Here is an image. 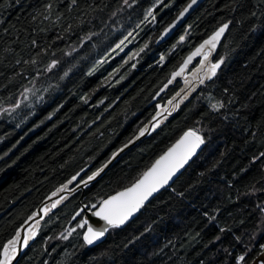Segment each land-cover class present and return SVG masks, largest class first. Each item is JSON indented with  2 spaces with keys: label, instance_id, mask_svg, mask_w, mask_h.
Segmentation results:
<instances>
[{
  "label": "trees",
  "instance_id": "obj_1",
  "mask_svg": "<svg viewBox=\"0 0 264 264\" xmlns=\"http://www.w3.org/2000/svg\"><path fill=\"white\" fill-rule=\"evenodd\" d=\"M189 1L0 0V259L74 176L15 264H253L264 251V0H207L156 46ZM225 23L216 75L77 187L152 128L183 88L173 74ZM188 130L201 154L128 226L86 245L76 212L131 186Z\"/></svg>",
  "mask_w": 264,
  "mask_h": 264
},
{
  "label": "snow or ice",
  "instance_id": "obj_2",
  "mask_svg": "<svg viewBox=\"0 0 264 264\" xmlns=\"http://www.w3.org/2000/svg\"><path fill=\"white\" fill-rule=\"evenodd\" d=\"M127 2V0H125ZM162 2V0H161ZM72 4H76V0H71ZM197 3V0H191V3L187 5L186 8L180 13V17H183L184 14L192 8L194 4ZM52 5L48 4L47 8L51 9ZM151 15V12H149ZM47 18V17H45ZM171 27H175L173 24ZM228 23H225L221 26L209 39L205 40L194 53L192 56H196L201 54V52L207 47L208 52L204 53V59L208 60V56L211 53V50L216 48L217 43L219 42L220 38L223 36L224 32L228 29ZM170 30V29H168ZM166 30V33L167 31ZM163 38V37H162ZM35 43V42H34ZM147 47V45H145ZM144 49H140L143 51ZM192 56H189L188 60L192 59ZM161 60L164 59L163 56L160 58ZM35 63V61H33ZM224 63L223 59H219L217 62L209 61L208 64V71L205 73V76L208 79H211L216 75L217 70L221 67ZM180 73H174L173 75H179ZM203 79H201L200 83H203ZM171 103V102H169ZM176 106H173V110ZM212 109L215 111H219L220 109L224 108L225 105L222 102H217L211 105ZM164 111H169L168 109H164ZM162 114V113H161ZM169 114L171 112L169 111ZM166 119V117H165ZM160 121L153 124L152 128L149 129L147 126L140 129L139 135L136 136L135 139H140V137L144 136L145 133L151 134L155 128L159 127ZM134 143V141H129V144ZM204 143V139L202 136L198 135L196 131L189 130L184 133L181 139L174 145L172 148L168 150L163 156L160 157L152 167L146 171L143 176L137 180L131 187L125 189L122 192L117 193L115 196L110 197L109 199L103 200L100 204L99 209L93 213L94 216L99 217L100 220L103 221V224L99 227H92L88 225V221L84 220L83 223L77 225V227L83 228L85 225H88L87 231L83 236L84 242L86 245H92L97 241L101 240L105 234L111 228H119L123 224L127 222V220L134 215L136 212L140 211V209L144 206L145 202L153 196L154 193L158 192L161 188L165 187L168 182L172 179L176 173L183 168V166L188 162V160L195 154L196 149L200 146V144ZM129 144H125L122 148H120L117 152H114L112 155V159L108 161L102 168L93 172L91 175L87 177V180H81L85 186L88 185L89 181L94 180L97 176H99L105 168L108 167V164L115 159L120 152H123L125 148H128ZM264 156V153L261 154ZM76 180V177H72L71 180L68 181V184H72L73 181ZM68 184L63 185L58 192H63L65 189L68 188ZM79 187V184H77ZM75 191V188L71 189ZM56 195V193H53ZM66 199V197H61L60 200L55 201L50 206L41 209V211L46 215L51 209L56 208L57 204L61 202V200ZM91 207L95 208L96 205H92ZM88 206L85 205L84 208H81L78 212H76L73 219L75 220L77 216H80L82 212L87 209ZM261 211L264 212V207L261 208ZM39 221H37V224ZM67 235L61 233V238L67 239L76 228L67 229ZM35 233L32 229H29V234L26 236L22 241L20 239V233L17 232L16 238L13 240L8 241V244L3 248V259H0V264H10L11 260L14 259L17 255L18 249L17 245L20 244L22 247L28 246V241L34 237ZM264 248V245H261ZM246 255V254H245ZM245 255H241L238 260L242 262L245 260ZM264 255V253H262ZM264 264V261L261 262Z\"/></svg>",
  "mask_w": 264,
  "mask_h": 264
},
{
  "label": "water",
  "instance_id": "obj_3",
  "mask_svg": "<svg viewBox=\"0 0 264 264\" xmlns=\"http://www.w3.org/2000/svg\"><path fill=\"white\" fill-rule=\"evenodd\" d=\"M205 1H207V0H197V3L196 4H194L193 6H192V8H190L185 14H184V16L183 17H180V13L184 10H182L180 13H179V15L163 30V32L160 34V36L158 37V39H157V41H156V46H161V45H163V44H165L177 31H179L187 22H188V20H189V18H190V16L193 14V12H195ZM189 3H191V0L189 1ZM188 3V4H189ZM187 4V5H188ZM187 5L184 7V8H186L187 7ZM173 24H175V27H171ZM168 29H170V30H168ZM166 30H168L167 31V33H166ZM163 37V38H162ZM149 129H150V127H149ZM189 131V130H188ZM194 131V130H193ZM187 132V131H186ZM147 135V133H145V135L144 136H142V137H140V139H136L135 141H134V143H131V144H129V146H128V148H125L124 149V151L123 152H120V154L115 158V159H113L112 160V162L110 163V164H108V167L107 168H105L104 169V171L102 172V173H104L115 161H117L124 153H126L129 149H131L132 147H134L139 141H141L145 136ZM184 135V134H183ZM182 135V136H183ZM198 135H200L199 133H198ZM181 136V137H182ZM201 136V135H200ZM181 137L176 141V142H174L173 143V145L170 147V148H172L174 145H176L177 144V142L181 139ZM170 148H168L161 156H163L165 153H167L168 152V150L170 149ZM204 148H205V142L204 143H202V144H200V146L196 149V151H195V154L188 160V162L183 166V168H181L177 173H176V175L175 176H173L172 177V179L168 182V184L165 186V187H163V188H161L158 192H156V193H154L153 194V196H151L146 202H145V204L144 205H146V204H148L153 198H155L158 194H160L162 191H164L165 189H167V188H169V187H171L172 185H173V183L176 181V179L179 177V176H181V174L187 169V167L193 162V160L195 159V158H197L200 154H201V152L204 150ZM160 156V157H161ZM160 157L158 158V159H160ZM157 159V160H158ZM156 160V161H157ZM155 161V162H156ZM154 162V163H155ZM153 163V164H154ZM152 164V165H153ZM152 165L146 170V171H148L151 167H152ZM145 171V172H146ZM144 172V173H145ZM101 173V174H102ZM143 173V174H144ZM100 174V175H101ZM99 175V176H100ZM99 176H97V177H99ZM143 176V175H142ZM141 176V177H142ZM140 177V178H141ZM139 178V179H140ZM138 179V180H139ZM93 181V180H92ZM92 181H89L88 182V184L89 183H91ZM134 184V183H133ZM132 184V185H133ZM131 185V186H132ZM131 186H129V187H131ZM79 187H85V185L84 184H81ZM129 187H127V188H129ZM127 188H125V189H127ZM125 189H123V190H120V191H118V192H116L115 194H113V195H111V196H109L108 198H106V199H109L110 197H112V196H115L117 193H119V192H122V191H124ZM74 191H72V190H65V191H63V192H60L59 194H57L56 196H54V197H52V198H50V199H48L40 208H39V216L38 217H36V218H33L32 220H30L23 228H22V230H21V241L25 238V236H26V229L32 224V223H34L38 218H41V216H42V214H43V212L41 211V209H42V207L43 206H45L46 204H48V203H51L52 201H54V200H56V199H59L60 197H62L64 194H71V193H73ZM105 199V200H106ZM101 204V203H100ZM100 204L95 208V209H93V210H88V209H85V218H86V220L88 221V225H91L92 227H94V228H96V227H99V226H101L102 224H103V221L102 220H100V218L99 217H96V216H94L93 215V213L94 212H96L98 209H99V207H100ZM141 210H142V208L140 209V211H138V212H136L134 215H132L128 220H127V222L125 223V224H123L122 226H120V228H124V227H126V226H128L133 220H135L139 215H140V213H141ZM88 225H87V227H88ZM86 231H87V229H86ZM108 233V232H107ZM107 233L105 234V236L101 239V240H99V241H97L96 243H94V244H92V245H95V244H98V243H100V242H102L105 238H106V236H107ZM22 250H23V247L19 244V250H18V253H17V255H16V257L12 260V262H11V264H15V262L19 259V257H20V255H21V253H22ZM262 253H264V251L262 252ZM262 253H261V255L255 260V262L253 263V264H261V262L262 261H264V255H262Z\"/></svg>",
  "mask_w": 264,
  "mask_h": 264
},
{
  "label": "rangeland",
  "instance_id": "obj_4",
  "mask_svg": "<svg viewBox=\"0 0 264 264\" xmlns=\"http://www.w3.org/2000/svg\"><path fill=\"white\" fill-rule=\"evenodd\" d=\"M206 52H208L207 47L201 52V54L196 56L191 55L192 59L187 60L184 66L178 71L180 74L173 76L171 81L172 83L181 82L183 85V88L181 90L182 97L178 99V96L180 95L179 94L177 97H175L170 101L171 103H168L166 106H162L157 117L155 118V121H153L152 124H155L157 123V121H160L159 123L160 125L163 122L164 118L170 115L169 111L171 113L175 111L179 106H181V104L185 101V99H187L194 91H196L198 87H201L205 83H207L209 79L205 76V73H207L208 71L209 61L215 62L214 57H215L216 48L211 50V53L208 56V60L204 59V53ZM201 79H203L204 81L203 83H200ZM173 106H176L174 110H173ZM164 109H168L169 111H164ZM38 228H39V223L37 224V222L35 221L26 229V236H28L29 234V229H32L36 235L38 232ZM20 238H21V233H20ZM32 239H30L28 242H30ZM17 249L19 250V244L17 245Z\"/></svg>",
  "mask_w": 264,
  "mask_h": 264
},
{
  "label": "flooded vegetation",
  "instance_id": "obj_5",
  "mask_svg": "<svg viewBox=\"0 0 264 264\" xmlns=\"http://www.w3.org/2000/svg\"><path fill=\"white\" fill-rule=\"evenodd\" d=\"M181 95H182V94L180 93V95L178 96V99H180V98L182 97ZM178 99H177V100H178ZM40 220H41V219L36 220V222L39 221V227H40V223H41ZM38 230H39V228H38Z\"/></svg>",
  "mask_w": 264,
  "mask_h": 264
}]
</instances>
